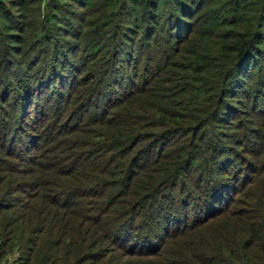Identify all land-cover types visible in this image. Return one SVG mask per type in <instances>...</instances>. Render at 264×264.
Listing matches in <instances>:
<instances>
[{
	"label": "trees",
	"instance_id": "1",
	"mask_svg": "<svg viewBox=\"0 0 264 264\" xmlns=\"http://www.w3.org/2000/svg\"><path fill=\"white\" fill-rule=\"evenodd\" d=\"M0 261L264 264V0H0Z\"/></svg>",
	"mask_w": 264,
	"mask_h": 264
},
{
	"label": "built area",
	"instance_id": "2",
	"mask_svg": "<svg viewBox=\"0 0 264 264\" xmlns=\"http://www.w3.org/2000/svg\"><path fill=\"white\" fill-rule=\"evenodd\" d=\"M0 264H5L3 261H0Z\"/></svg>",
	"mask_w": 264,
	"mask_h": 264
},
{
	"label": "rangeland",
	"instance_id": "3",
	"mask_svg": "<svg viewBox=\"0 0 264 264\" xmlns=\"http://www.w3.org/2000/svg\"><path fill=\"white\" fill-rule=\"evenodd\" d=\"M2 260V259H1Z\"/></svg>",
	"mask_w": 264,
	"mask_h": 264
}]
</instances>
